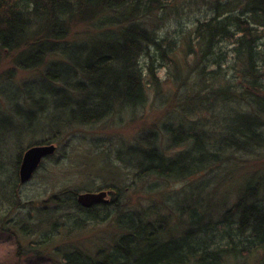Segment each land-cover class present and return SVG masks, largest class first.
<instances>
[{"label":"trees","instance_id":"trees-1","mask_svg":"<svg viewBox=\"0 0 264 264\" xmlns=\"http://www.w3.org/2000/svg\"><path fill=\"white\" fill-rule=\"evenodd\" d=\"M185 1L191 7L201 3L0 0V60L13 53L17 66L44 69L42 96L23 105L37 106L30 113L34 121L48 119L50 108L60 113L51 119V129L41 130L53 136L19 148L6 202L22 211L28 205L15 187L29 147L55 143L74 127L123 123L122 114L134 116L153 100L166 111L164 119L130 147H120L114 159L130 170L135 186L152 178L186 183L197 177L170 194L169 203L138 211L127 209L125 190L115 184L107 187L113 191L108 204L83 207L79 188H63L35 208L31 204L18 231L24 237L40 234L43 246L62 230L84 231L115 216L119 237L93 255L68 249L64 264H244L264 252V171L245 179L237 201L227 208L226 196L218 198L226 178L214 174L239 156H264V0H202L206 19L176 36L160 37L157 29L180 14ZM161 67L177 91L170 109L157 73ZM120 171V176L126 172ZM193 186L195 203L176 208V198L189 201ZM173 217L185 226L181 234L171 235ZM211 231L226 243L217 242Z\"/></svg>","mask_w":264,"mask_h":264},{"label":"rangeland","instance_id":"rangeland-1","mask_svg":"<svg viewBox=\"0 0 264 264\" xmlns=\"http://www.w3.org/2000/svg\"><path fill=\"white\" fill-rule=\"evenodd\" d=\"M200 1L201 3L196 7H191L192 3L185 1L180 14L172 15L165 21V25L157 29L160 37L176 36V31L190 30L196 21L206 19L209 11L205 3ZM14 57L15 54L11 53L0 60V264H64L62 256L68 249L77 248L93 255L98 248L107 247L122 234V231L115 227L113 221L115 216L104 224L88 226L84 231L68 233L62 230L47 246L38 244L41 237L38 233L29 237L19 233L18 228L25 223V216L31 211L30 205L35 208L33 204L38 205L39 202L47 201L51 195L63 188H79L82 189V193L89 191L98 193L103 191L102 188L110 192L107 187L114 184L121 186L125 190L124 199L128 202L127 209L131 212L143 210L156 203H169L170 194L183 189L190 181L197 182V177H191L186 183L152 178L144 184L139 182L135 186L132 183V174H129L130 170L121 168L123 164L114 159L118 149L130 147L137 136L151 131L156 122L159 123L164 119L163 114L166 111L155 106L153 100L140 108L134 116L130 113L122 114L121 118L125 120L123 123L105 121L93 126L74 127L69 132L60 134L55 143L46 144L55 145L56 151L42 161L30 181L22 184L17 180L19 186L15 187L16 193L19 194L22 202L28 205L23 211L16 210L14 205L4 199L12 195L11 188L6 187L7 183L15 179L14 168L17 164L19 148L29 145L32 141L41 142L53 136L54 132L44 133L41 130L51 129V119L54 120L59 112L50 108L48 119L41 121H34L35 113L32 118L30 117V113L34 110L33 106L36 105L26 107L23 103L29 99L34 102L42 96L46 86L39 77H42L41 73L44 69L26 70L14 63ZM157 73L165 82L162 96L167 98L166 109L171 107L177 91L167 81L166 68H159ZM47 92L50 90L44 93ZM31 131L33 132L30 133ZM23 156L18 170L19 179ZM120 170L126 172L120 176ZM260 171H264L262 155L239 156L214 173L216 179L226 178L220 185L218 197L226 196L228 199L225 208L237 201L241 183ZM216 181L213 183H217ZM149 184H156V187L150 190ZM195 190L194 186L192 189L189 188V193L186 195L189 201L184 202L186 198H176L175 207L179 208L182 204L193 205L196 201ZM108 199L111 200L110 195ZM171 220L174 222L175 217ZM184 227L183 224H178V221L174 222L171 235L181 234L185 230ZM217 232L211 231L209 234L220 244H225L226 242L220 241ZM263 258L264 252L256 253L249 256L244 264H259ZM225 264H243V262L229 260Z\"/></svg>","mask_w":264,"mask_h":264},{"label":"water","instance_id":"water-1","mask_svg":"<svg viewBox=\"0 0 264 264\" xmlns=\"http://www.w3.org/2000/svg\"><path fill=\"white\" fill-rule=\"evenodd\" d=\"M56 151L55 145H37L30 147L24 154L23 160L20 166V182L26 183L32 179L34 173L37 171L42 161L53 155ZM113 191H101L98 193L84 192L79 193L77 201L85 208H91L99 204H108L110 200L108 196Z\"/></svg>","mask_w":264,"mask_h":264},{"label":"bare ground","instance_id":"bare-ground-1","mask_svg":"<svg viewBox=\"0 0 264 264\" xmlns=\"http://www.w3.org/2000/svg\"><path fill=\"white\" fill-rule=\"evenodd\" d=\"M42 146V145H41ZM104 191V190H103Z\"/></svg>","mask_w":264,"mask_h":264}]
</instances>
